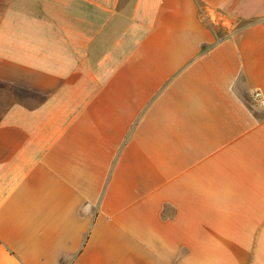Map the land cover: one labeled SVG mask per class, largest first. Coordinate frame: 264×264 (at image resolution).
<instances>
[{"label":"crops","instance_id":"crops-1","mask_svg":"<svg viewBox=\"0 0 264 264\" xmlns=\"http://www.w3.org/2000/svg\"><path fill=\"white\" fill-rule=\"evenodd\" d=\"M264 0H0V264H264Z\"/></svg>","mask_w":264,"mask_h":264},{"label":"built area","instance_id":"built-area-1","mask_svg":"<svg viewBox=\"0 0 264 264\" xmlns=\"http://www.w3.org/2000/svg\"><path fill=\"white\" fill-rule=\"evenodd\" d=\"M255 96H256V98L259 99L260 103H261L262 105H264V97L261 95V93H260V92H256V93H255Z\"/></svg>","mask_w":264,"mask_h":264}]
</instances>
